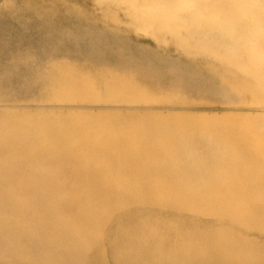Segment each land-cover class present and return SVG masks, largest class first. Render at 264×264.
<instances>
[{"label": "bare ground", "instance_id": "bare-ground-1", "mask_svg": "<svg viewBox=\"0 0 264 264\" xmlns=\"http://www.w3.org/2000/svg\"><path fill=\"white\" fill-rule=\"evenodd\" d=\"M118 1L128 15L4 1L16 19H100L116 39L0 68V91L30 89L0 94V264H264V17L249 0Z\"/></svg>", "mask_w": 264, "mask_h": 264}, {"label": "rangeland", "instance_id": "rangeland-1", "mask_svg": "<svg viewBox=\"0 0 264 264\" xmlns=\"http://www.w3.org/2000/svg\"><path fill=\"white\" fill-rule=\"evenodd\" d=\"M4 1L6 0H3L0 3L1 4L0 5V45H1L0 48L2 46L4 47L5 54L3 52V47H2L0 49V68L6 65L5 62H7V65H10L8 63H11L13 59L14 61H16L17 60L16 55L18 54L19 56L20 55L24 56L25 59H28L27 55L30 56L31 58L34 57L35 58L33 59L34 64H37V62L39 63V61L43 59L42 52L45 50V47L47 45L53 46V45L58 44L61 46H65L67 50H70V51L79 49V51L83 53H87L89 56H91L92 54L90 52L91 51L90 49L93 48L94 38H97L100 35H102L104 38L107 37L108 40L110 41L109 42L110 45H111V40L116 39V36L114 35V33H112L113 29L109 28L108 25L100 19L88 16V18L86 17L87 18L86 20L80 21L74 16H71L65 10H62L59 16L57 15V17L55 16L52 19V21L53 20L56 21L54 22V25L52 22H51L52 24L45 22L43 18L41 19L40 17H35V18L24 17V18L16 19V18H13L11 15H9L5 11V8L3 7ZM202 1L205 2L206 4H211L215 0H202ZM249 2L254 7L255 11L257 13H260L264 17V0H249ZM105 5L107 7H111V9L114 10L115 12H118L119 15L129 14L128 6L118 0H105ZM196 11H197V4H195V6L192 8L191 12L195 13ZM21 13H22V7H21ZM42 21H44L45 23H42ZM59 21L62 26L59 24ZM73 24L75 27H73ZM87 24L89 25L88 26L89 29H87L88 28ZM49 25L50 26L53 25L51 26L53 30L49 27ZM45 27H47L46 30H45ZM103 28H106V29H103ZM85 29L88 30L86 31L88 32L89 36L88 34L83 33ZM107 29L108 30L110 29L111 31L110 30L108 31ZM182 30L184 31L185 35L196 36V38L206 37L207 41H211L212 37H214L218 33L216 29H211L210 27L204 26V25L202 26L189 25V26H185ZM80 32H81V36H80ZM78 36H80L81 39H79L80 37ZM123 36H124L123 39H126L125 37H128L126 39L127 41L128 39L129 40L132 39L133 41L132 40L131 41L133 43V47H137L141 51H145L146 53H150V52L155 53L157 51H162L164 49L162 51V55L164 58L170 61L179 60L178 59L179 54H177V52H175L170 47H167V46L164 48L157 47V44L155 45V43L152 42L151 40L145 39L143 37H139L138 35L129 33V32L128 33L126 32L125 35ZM132 36H135L133 37L135 40L131 38ZM83 38L87 40H84ZM81 40H84V41L79 42ZM41 46H44V48L41 49L42 48ZM39 49L43 51L41 52ZM13 55L15 56L14 58H13ZM25 61L26 60H24L23 63ZM11 89H12L10 90L11 92H7V93L2 92L1 90L0 94L1 95H5V94L17 95V94H22V93H28V91H30V89H26V88L21 89V87H16V88H11ZM195 93L196 92L190 93L189 97L193 99L196 96ZM16 100L18 99L16 98ZM39 248L40 247H37V246L35 247V251H37L38 253L42 252L43 250L48 251L47 249H39ZM69 260L72 261L73 258L71 257L69 258Z\"/></svg>", "mask_w": 264, "mask_h": 264}]
</instances>
